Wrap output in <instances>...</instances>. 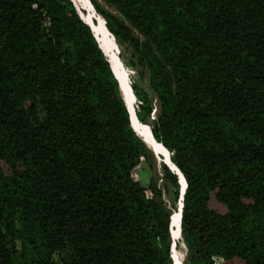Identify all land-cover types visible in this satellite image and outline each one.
<instances>
[{
    "label": "trees",
    "instance_id": "trees-1",
    "mask_svg": "<svg viewBox=\"0 0 264 264\" xmlns=\"http://www.w3.org/2000/svg\"><path fill=\"white\" fill-rule=\"evenodd\" d=\"M89 2L185 180L182 264H264V0ZM80 16L0 0V264H173L179 178Z\"/></svg>",
    "mask_w": 264,
    "mask_h": 264
},
{
    "label": "bare ground",
    "instance_id": "bare-ground-1",
    "mask_svg": "<svg viewBox=\"0 0 264 264\" xmlns=\"http://www.w3.org/2000/svg\"><path fill=\"white\" fill-rule=\"evenodd\" d=\"M72 2L80 10L86 12V20L90 28L92 21L95 20V25L92 24V28H91L93 29L92 32L94 31L93 34L96 35L97 38L96 40L99 43L101 49L103 50L107 60L110 62L112 70L119 81L120 92L131 114L132 126L136 135H138L142 139V141L146 144L149 150L152 153H154V155L157 156L160 161L166 160L167 159L166 152L162 149L160 145H157L153 141L148 127L145 125H139L137 119H135L136 117L134 118L135 114H134V109L132 107V101H134V97L133 94L131 93L130 87H128L126 83L127 81V77L125 75L126 72L123 70L121 62H119V60L116 57V51H115L116 44L114 40L111 38V36L105 30L102 22V18L94 13V11L90 7L88 0H72ZM179 223H180V217H179V212L177 211L172 214V226L175 228L174 239L176 241L180 239ZM172 256H173V252H172ZM182 259H183V255L179 251H176L173 264H181Z\"/></svg>",
    "mask_w": 264,
    "mask_h": 264
},
{
    "label": "water",
    "instance_id": "water-1",
    "mask_svg": "<svg viewBox=\"0 0 264 264\" xmlns=\"http://www.w3.org/2000/svg\"><path fill=\"white\" fill-rule=\"evenodd\" d=\"M72 1V0H71ZM88 2H89V0H88ZM73 3V2H72ZM89 4H90V2H89ZM73 5H74V7H75V9L77 10V12H78V14H79V16H80V13H79V11H78V9H77V7L75 6V4L73 3ZM90 7H91V9L94 11V9H93V7L91 6V4H90ZM94 13L96 14V12L94 11ZM100 17V16H99ZM80 19L83 21V19L81 18V16H80ZM84 22V21H83ZM102 22H103V25H104V28H105V30H106V27H105V22H104V20L102 19ZM87 26H89L86 22H84ZM89 28H90V26H89ZM90 30L92 31V29L90 28ZM107 31V30H106ZM107 33L111 36V38L114 40V38H113V36L107 31ZM95 38V37H94ZM95 40H96V38H95ZM96 42H97V40H96ZM98 43V42H97ZM98 46H99V48L101 49V47H100V45H99V43H98ZM102 50V49H101ZM102 52H103V50H102ZM103 54H104V52H103ZM104 56H105V54H104ZM106 57V56H105ZM109 62V61H108ZM109 65H110V68H111V71H112V73L114 74V72H113V70H112V67H111V64H110V62H109ZM125 75H126V77L128 78V74H127V72L125 73ZM114 76H115V74H114ZM115 78L117 79V77L115 76ZM117 81H118V79H117ZM118 85H119V81H118ZM130 87V86H129ZM119 89H120V87H119ZM130 90H131V88H130ZM131 93H132V91H131ZM133 94V93H132ZM124 100V99H123ZM125 102V101H124ZM126 104V103H125ZM126 107H127V105H126ZM127 109H128V107H127ZM128 111H129V109H128ZM129 115H130V121H131V124H132V120H131V114H130V112H129ZM134 118H135V116H134ZM136 119V118H135ZM147 126V125H146ZM133 127V126H132ZM148 127V129H149V131H150V128H149V126H147ZM134 130V129H133ZM135 132V131H134ZM150 134H151V132H150ZM158 144V143H157ZM146 145V144H145ZM158 145H160L161 147H162V149L166 152V154H167V159L166 160H163L162 162L168 167V169L170 170V171H172V172H174L177 176H178V178H179V184H180V202H179V205H178V208H177V211L179 212V217H180V220H181V211H182V200H183V195H184V192H185V189H186V183H185V180H184V178H183V176L181 175V173L178 171V169L170 162V160H169V154H168V152H167V150L166 149H164L163 148V146L161 145V144H158ZM179 226H180V223H179ZM179 234H180V229H179ZM171 239L173 240L172 241V252H173V247H174V239L172 238V236H171ZM172 260H173V256H172Z\"/></svg>",
    "mask_w": 264,
    "mask_h": 264
},
{
    "label": "rangeland",
    "instance_id": "rangeland-1",
    "mask_svg": "<svg viewBox=\"0 0 264 264\" xmlns=\"http://www.w3.org/2000/svg\"><path fill=\"white\" fill-rule=\"evenodd\" d=\"M84 13V12H82ZM99 16V15H97ZM95 21V20H94ZM91 27H92V24H91ZM115 51H116V56L118 55V53L120 52V49L118 48V46L116 45V48H115ZM118 58V56H117ZM122 64V63H121ZM123 66V65H122ZM122 95V94H121ZM123 98V97H122ZM154 154V153H153ZM157 157V156H156ZM160 160L158 159L157 157V160L155 159V176H156V179L158 181V185H161V181H160V178L162 176V173H161V170H160ZM143 174V173H142ZM164 199H165V202L167 203V205L169 206V202H170V197L168 196V194H164ZM175 213V212H173ZM173 241V240H172ZM174 248L179 251L182 255H183V259H182V263H183V260L185 258V254H186V248L184 246V244L182 243V238H181V235H180V239L178 241H174V247H173V250ZM182 248V249H181ZM181 263V264H182Z\"/></svg>",
    "mask_w": 264,
    "mask_h": 264
}]
</instances>
